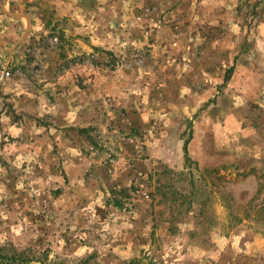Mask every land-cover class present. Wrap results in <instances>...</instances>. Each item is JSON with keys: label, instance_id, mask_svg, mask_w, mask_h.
Listing matches in <instances>:
<instances>
[{"label": "rangeland", "instance_id": "rangeland-1", "mask_svg": "<svg viewBox=\"0 0 264 264\" xmlns=\"http://www.w3.org/2000/svg\"><path fill=\"white\" fill-rule=\"evenodd\" d=\"M23 3L36 31L0 71L22 75L0 85L3 253L264 264V0Z\"/></svg>", "mask_w": 264, "mask_h": 264}, {"label": "crops", "instance_id": "crops-1", "mask_svg": "<svg viewBox=\"0 0 264 264\" xmlns=\"http://www.w3.org/2000/svg\"><path fill=\"white\" fill-rule=\"evenodd\" d=\"M29 12L23 0H0V71L15 67L25 59L27 47L21 44V36L28 34L32 27L36 31L37 26L34 14ZM21 78L22 75L14 74L9 81H0V85L5 91H12Z\"/></svg>", "mask_w": 264, "mask_h": 264}, {"label": "trees", "instance_id": "trees-1", "mask_svg": "<svg viewBox=\"0 0 264 264\" xmlns=\"http://www.w3.org/2000/svg\"><path fill=\"white\" fill-rule=\"evenodd\" d=\"M189 142L186 143L185 150L188 153V145ZM116 204H120V201L116 202ZM36 261L34 257H27L26 255H8L4 254L2 248L0 247V264H30ZM87 260L82 264H86ZM135 263V262H133Z\"/></svg>", "mask_w": 264, "mask_h": 264}]
</instances>
